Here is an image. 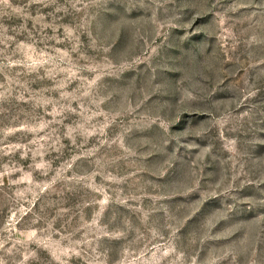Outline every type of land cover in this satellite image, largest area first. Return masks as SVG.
Segmentation results:
<instances>
[{
  "label": "rangeland",
  "instance_id": "1",
  "mask_svg": "<svg viewBox=\"0 0 264 264\" xmlns=\"http://www.w3.org/2000/svg\"><path fill=\"white\" fill-rule=\"evenodd\" d=\"M0 264H264V0H0Z\"/></svg>",
  "mask_w": 264,
  "mask_h": 264
}]
</instances>
